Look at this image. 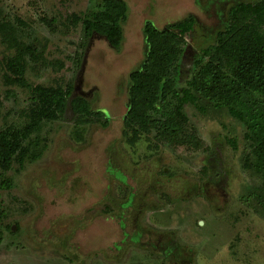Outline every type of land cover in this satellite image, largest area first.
Returning a JSON list of instances; mask_svg holds the SVG:
<instances>
[{"label": "rangeland", "instance_id": "1", "mask_svg": "<svg viewBox=\"0 0 264 264\" xmlns=\"http://www.w3.org/2000/svg\"><path fill=\"white\" fill-rule=\"evenodd\" d=\"M97 1L0 0V20L37 51L26 56L27 81L73 83L111 118L107 127L83 122L69 108L32 135L37 159L0 168V183L12 180L0 188V264H264V173L249 166L245 123L203 96L181 109L184 143L154 128L131 146L123 121L130 73L146 57V20L164 27L196 15L176 73L182 88L230 7L252 0H126L119 50L71 21ZM13 54L0 34V129L26 124L33 102L31 89L5 82Z\"/></svg>", "mask_w": 264, "mask_h": 264}, {"label": "trees", "instance_id": "2", "mask_svg": "<svg viewBox=\"0 0 264 264\" xmlns=\"http://www.w3.org/2000/svg\"><path fill=\"white\" fill-rule=\"evenodd\" d=\"M128 12L126 0H100L88 15L75 14L71 21L82 20L87 39L95 34L104 36L112 48L119 50L125 38ZM196 23L194 14L164 27L152 20L145 21L146 57L130 73V104L123 119L127 142L136 146L143 135L156 128L160 140L184 143L187 117L181 109L186 104L198 106L203 96L216 106H227L231 115L245 123L254 156V164L249 166L264 173V0L241 1L230 7L226 25L199 55L192 78L178 88L176 73L186 35ZM0 34L6 48L14 50L4 61L5 82L27 87L34 93L32 105L25 113L26 124L0 129L3 172L12 169L15 162L24 167L27 159H37L42 152L32 149L36 146L32 135L44 121L59 120L69 108L78 120L109 125L111 118L104 110L95 109L88 99L74 95L73 83L66 88L31 85L26 79V56H37L35 47L22 40L16 27L5 18L0 20ZM11 182L5 177L0 188L11 186Z\"/></svg>", "mask_w": 264, "mask_h": 264}, {"label": "water", "instance_id": "3", "mask_svg": "<svg viewBox=\"0 0 264 264\" xmlns=\"http://www.w3.org/2000/svg\"><path fill=\"white\" fill-rule=\"evenodd\" d=\"M16 227V226H15Z\"/></svg>", "mask_w": 264, "mask_h": 264}]
</instances>
